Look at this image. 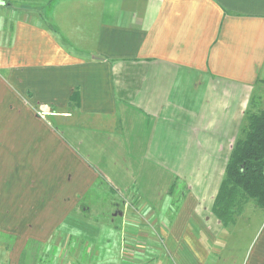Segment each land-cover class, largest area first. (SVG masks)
Here are the masks:
<instances>
[{
	"label": "crops",
	"instance_id": "obj_1",
	"mask_svg": "<svg viewBox=\"0 0 264 264\" xmlns=\"http://www.w3.org/2000/svg\"><path fill=\"white\" fill-rule=\"evenodd\" d=\"M33 1H0V264H53L40 251L104 189L121 204L97 256L127 244L146 246L135 264H208L264 212H213L264 84V0H48V15ZM256 231L242 264H264Z\"/></svg>",
	"mask_w": 264,
	"mask_h": 264
},
{
	"label": "rangeland",
	"instance_id": "obj_2",
	"mask_svg": "<svg viewBox=\"0 0 264 264\" xmlns=\"http://www.w3.org/2000/svg\"><path fill=\"white\" fill-rule=\"evenodd\" d=\"M5 1L9 3L14 4V9L20 11L21 13L25 14V8L27 7V4L32 6L31 4L33 0H0ZM34 2V1H33ZM35 2L38 4L33 5V7H38L39 12H44L43 14H47L50 12V4L48 0H35ZM32 7V8H33ZM12 8V9H13ZM9 9V7H4V4L0 5V13L1 15L4 14V12ZM12 12V11H11ZM10 13V12H9ZM19 13V12H17ZM253 100L251 106V112L252 113H260L264 110V84H261L260 86L256 87V90L253 92ZM106 193V197H101L99 200L95 199L94 203L95 205L92 206V212L87 215H81L79 218L73 219L65 225L64 229H62L61 232L58 234V241L56 242L54 248H46L41 250V257L46 259L48 258L49 262L52 259L55 261L54 263L58 262L57 264H120L121 261H125L124 264H135L134 261H132V255L136 254L138 251H135L136 248L134 246H128L127 244L124 245L123 252L124 255H121V253H118V248L115 246H111L110 250L114 249L115 255H100L97 256L98 247L95 243V239H97L98 236H100L101 232L103 233V229L106 228V234L112 232L111 230V224L113 219L116 218L114 214H112V211H110V208L114 203L117 205H120V201L117 199H113L111 196V193L108 192V190H103L101 194ZM177 196L172 199V204L178 205L177 202ZM85 202H89L88 198L85 200ZM175 206V205H174ZM250 205H248L246 208L249 209ZM251 208V207H250ZM111 212V213H109ZM119 220V219H117ZM261 221H264V212L260 210H256V212L249 213L247 211V214L245 216H242V218L239 219L238 223L234 227H229L227 231L224 232V235L215 242L216 246L214 249H210L206 247L207 254L209 253L211 257L209 258V261H212V264H242V261L240 258H242L241 254L242 251L246 249V247L251 244L252 239H254V235L256 234V230L259 229V225H261ZM116 233V236H114L115 233H113V241L118 242L120 245V238L128 239L130 236L129 232H126L123 226L120 227ZM124 234V235H122ZM234 240V249L231 247V241L228 240L232 239ZM124 241V240H123ZM161 245V244H160ZM158 250L164 251L163 246H158ZM144 248L142 251H139V253H144L146 249V246H143ZM148 248V247H147ZM231 253V256H229V252ZM93 252V256L90 257V254ZM214 252H218L219 254H214ZM164 254V253H163ZM165 254L168 256L169 253L165 251ZM117 255V256H116ZM173 259H174V254ZM170 255V256H171ZM135 256V255H134ZM229 256V257H227ZM177 257V256H176ZM55 258V259H54ZM179 258V257H177ZM29 260V256L27 257ZM232 259L233 261H230ZM47 260V259H46ZM30 261V260H29ZM31 262V261H30ZM53 263V264H54ZM49 264V263H48ZM138 264V263H137ZM144 264H154V263H144ZM203 264V263H202Z\"/></svg>",
	"mask_w": 264,
	"mask_h": 264
},
{
	"label": "trees",
	"instance_id": "obj_3",
	"mask_svg": "<svg viewBox=\"0 0 264 264\" xmlns=\"http://www.w3.org/2000/svg\"><path fill=\"white\" fill-rule=\"evenodd\" d=\"M235 144L213 205L214 215L224 226L232 223L249 201L264 210V110L249 115Z\"/></svg>",
	"mask_w": 264,
	"mask_h": 264
},
{
	"label": "water",
	"instance_id": "obj_4",
	"mask_svg": "<svg viewBox=\"0 0 264 264\" xmlns=\"http://www.w3.org/2000/svg\"><path fill=\"white\" fill-rule=\"evenodd\" d=\"M1 4V3H0Z\"/></svg>",
	"mask_w": 264,
	"mask_h": 264
}]
</instances>
